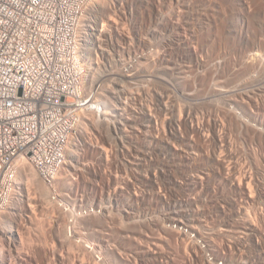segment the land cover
<instances>
[{
  "label": "bare ground",
  "instance_id": "obj_1",
  "mask_svg": "<svg viewBox=\"0 0 264 264\" xmlns=\"http://www.w3.org/2000/svg\"><path fill=\"white\" fill-rule=\"evenodd\" d=\"M99 1L92 8V14L94 12L99 21L119 17L118 7H122L121 3L109 6L107 0ZM135 2L141 11L145 29H148L152 21H157L159 27V32L149 30L147 35L151 39L144 43L148 50L144 60L150 69L143 72V76L152 86H145L141 110L124 107L125 104L120 102L123 99L121 97L127 95L126 91L120 89V86H104L103 83L109 81V78L103 75L96 79L97 72H94L93 84L97 89L88 111L81 114L87 120V125L93 127L95 120H98L112 131L115 137L111 144L115 147L123 141L125 133L132 143H137L138 147L140 144L135 152L136 158L132 155L134 162H129L132 164L130 171L134 182L124 199L117 200L118 196L110 194L96 205L99 210L95 216L100 221L103 219L101 224H104L100 225L105 232L94 243L77 242L75 248L78 255L83 257L80 263L111 264L110 257H114L123 264H148L151 261L173 264L177 257V262L181 264H264V86H246L244 83L242 86L241 83L239 86L214 85L215 80L230 73L231 82L237 83L245 75L256 73L260 77L254 83L263 84L264 0ZM180 4L186 9L192 4L194 11L199 6H205L210 12L208 16L211 19L208 20L211 21L212 35L215 36V50L227 51L231 46V51L235 50L238 57L224 62L213 61L212 64L203 61L201 54L205 47V34L198 33L193 36V40L186 36L190 28L180 23L186 19L185 14L180 12ZM132 9L134 11V5ZM235 18L243 20L248 28L251 25L258 26L254 35L243 28H234L232 20ZM134 31L127 34L118 31L115 36L119 46L115 45V53L123 48L122 44L131 43ZM89 36L95 39L92 44H89ZM157 37L160 39L155 43ZM109 38L112 42V32L105 35L96 31L91 22L83 24L81 48L91 50L87 56L82 55L87 70L85 82L91 81L93 68L94 71L101 68L100 60L97 59L99 52L102 57L110 59L111 55L102 50L103 42L108 43ZM119 40L124 42L121 44ZM184 54L188 59L198 60V66L203 67L202 76L197 77L201 86H192L195 81L191 78V70L184 69L186 76L183 82L180 81V61ZM136 67L137 64H133L122 77H139ZM111 80H118V77ZM237 96L240 100L236 99ZM102 98L112 100L105 102ZM113 101L120 104L121 108L115 106ZM121 105H124L123 108ZM236 110L242 111L240 115ZM128 126L130 131L127 132ZM76 146L78 144L70 146V151L67 150V159L76 154L77 150L72 149ZM114 146L106 154L113 153L118 157ZM95 150L90 143L82 155L76 156L83 160L99 156V165L93 170L94 174L102 175L108 163H105L104 152L97 153ZM64 168L49 188L43 184L32 166H25L19 174L17 186L20 197H14L10 207L21 210L31 206L36 199L33 197H37L41 202L49 198V203L56 209V201L50 198L51 193L54 192L57 197L67 196L72 191L77 194L76 189L74 191L71 188H76L75 184L64 185L65 175L69 177L71 173L70 169ZM23 179H26V184L22 182ZM110 184L111 180L108 186ZM105 186L97 187L101 194L105 193ZM33 188L41 194H34ZM25 191L30 193L28 199H24L21 194ZM116 193H120L119 197L126 195V192ZM88 207L81 205L80 215L88 212ZM58 209L65 224L64 236L71 243L79 234L77 221H67L73 211ZM2 214L4 220L0 217V230L9 215H13L10 211ZM86 215L81 216V223L92 219L91 215ZM17 222V228L22 227L23 222ZM36 223L38 229L42 228V233L43 224L39 221ZM111 229H115V232ZM149 231L156 233V236L148 234ZM2 234L3 231H0V242L10 244L11 241ZM115 237L124 242L123 247L112 244ZM165 246L175 251L177 256L164 252ZM32 250L35 256L43 251L35 247ZM9 253L1 259V264H10ZM78 255L73 256L72 264L79 263L76 259L80 257ZM50 256L56 261L49 264H65L58 254L49 251Z\"/></svg>",
  "mask_w": 264,
  "mask_h": 264
},
{
  "label": "rangeland",
  "instance_id": "obj_2",
  "mask_svg": "<svg viewBox=\"0 0 264 264\" xmlns=\"http://www.w3.org/2000/svg\"><path fill=\"white\" fill-rule=\"evenodd\" d=\"M102 1H104V0H101L99 2H102ZM107 2L109 4V6H113L114 4L118 5L119 3L122 4V7H118V9H119L118 15H119L120 19L117 16V17H115V19L111 18L110 21L106 20V18L104 19V21L102 19H101V21H99L100 19L98 20V17H96L95 16L96 14L93 12L92 17H91V25L93 28L96 29V31H101L105 35H109L112 32L113 41L110 42L111 38H109L108 43L104 41L103 47H102V50L105 52V54L107 53L111 56L109 59L108 57H104V56L102 57L101 52H99L97 54L98 55L97 59L99 58L98 60H100L101 68L99 70H95V71L93 68V70L91 71V75H92L90 78L91 81L90 82H85V81L83 82V88H84L83 92H85L84 96H86L87 98H90L92 100V98L95 94V90L97 89L96 85L93 84L94 83L93 73L97 72L95 75L96 79H98L99 76H103V75H106L109 78V81H106L103 83L104 86H106L108 88H111L114 86H120L119 87L120 89L123 88L124 91H126L125 93H127V95H124L121 97L123 99H121L120 103L125 104V106L121 105L122 108H123V106L126 108L132 107V108L136 109L137 111H140L141 107H142V103H143L142 101L144 100L145 86H152L150 83H148L144 79V76H143V75H145L144 73L146 72V70H148V68L150 69V66L147 65V62L144 60L145 54L148 53V50H147L144 43H145V41H148V39H151L147 35L149 30H155L156 32H159L158 22L152 21L151 24L149 25L148 29H145V25H144V23H142L143 19L141 17V11L139 9V6L135 5V4H138L137 2H135V0H107ZM157 2H160V0H157ZM133 5H134V11L132 9ZM181 5L182 4H180V7H181ZM189 5L191 6V8ZM189 5H188V7L191 10L189 8L186 9L184 6L180 8V9H182L180 12H182V14H185V17H186V19H182L181 20L182 22H180V23L183 25V27L188 26L190 28V29L188 28L189 30H187L188 34L186 33V36L189 37V39H191V40H193L194 39L193 36L198 35V33L199 34H201V33L205 34V37H204V40H205L204 46L205 47H204L202 54H201V58L203 59V61H205L206 63L212 64L213 61H217V60H219V61L221 60L220 62H224L225 60H232L233 58H237L238 56L236 54H238V53L235 50L232 52L231 46L229 49L228 48L226 49L227 51L215 50L214 40H213V39H215V36L212 35V33H213L212 25L210 24L211 21H209L211 18L208 16V13H210V12L207 10V8L205 6H199V7L195 8V11H194L192 4H189ZM132 11L134 12V16H133ZM194 14H197V15H194ZM186 15L188 16V18ZM208 18H209V20H208ZM232 25L234 28L245 29V31H247L248 33L250 32V34H252V36L254 35L255 30L258 28V26H256V25H253V26L251 25V27L248 28L244 24L243 20L238 19V18H235L232 20ZM143 26H144V28H143ZM132 30H135L134 31L135 33L133 32V34H132L131 43L123 45L122 42H124V41L119 40V43L122 44L123 48L119 49V51H118L119 53H117V52L115 53V50H117L115 45L118 44V42H117L118 40H117L115 35H118V31L122 34H127V33H129V31L131 33ZM89 37H91L89 40V44H92L95 39L93 36H89ZM159 39H160V37H157L154 42L158 43ZM156 40H157V42H156ZM89 46L90 45H88V47ZM117 46H119V44ZM200 50L201 49H199V51ZM90 51L91 50H89L87 48H86V50H85V48L84 49L81 48L82 55L87 56V54L90 53ZM229 51H231V53ZM130 52H131V55H130ZM251 52H253V51H250V53ZM112 55H113V57H112ZM185 56H186V54H184V57H182V59L180 61V65H181L180 66L181 67L180 81L183 82L184 77L186 76V74H184V69H186L187 71L191 70V71H189L192 73L191 78L192 79L194 78L193 81H195V83L193 82L192 86H201L197 77L202 76L203 67L200 66L201 67L200 68L198 66V62H197L198 60H196L195 58L188 59ZM94 57L96 58V56H94ZM137 59L140 61H138ZM135 63L137 64L136 69L140 73L139 77L134 76V77H132V79H129V77L128 78L122 77L125 74H127L129 67H131L133 64L135 65ZM236 69H237V71H235V72L237 74L238 68H236ZM230 74L222 76L221 79L219 78V79L215 80L214 85L215 86H239V84L241 83V86H242L243 85L242 83H244V85H246V86H252V85L256 86L257 84L259 86H264V82H263V84L262 83H260V84L254 83V82H257L259 80V77H260L256 73H252V74L247 75V76L245 75L243 78H241V80L239 82H237L238 84L235 82H231V78H229V77H231L232 74L231 75ZM117 77H118V80H111L112 78L117 79ZM232 83H234V84H232ZM92 86H94V87H92ZM134 98H136L137 101ZM102 99L105 102H109L112 100V99L107 100L105 98H102ZM236 99L240 100L238 96L236 97ZM114 102L115 101H113V103ZM114 105L115 106L117 105V107L121 108L119 106L120 104H118L117 102H115ZM88 107H89V105L87 106V109H84L83 111H81L80 117H81V114L85 113V111L86 112L88 111ZM236 111L239 115L242 112V111L240 112V110H236ZM86 122H87V120L83 119L81 117L80 127L76 130V132H74L72 134L71 140L69 142L70 144L68 146V151H70V146H73L74 144L75 145L78 144V146L75 147L76 149L71 147L72 149L77 150V151L75 152L76 154L73 155V157L70 156V158L67 159L68 160L67 164L64 166L65 167L64 169H66V170L70 169V172H71L68 174L69 177L67 175H65L64 185L75 184L76 188H75V186H73L71 188H73L74 191L76 189V192H78V193L76 194L75 192L72 191L71 194H69L67 196L64 195L62 197H57L54 192L51 193L50 198H51V200L54 199L56 201V202L54 200L52 201V202H55V207H57L56 209L54 208V206H52L49 203V198L43 199V202H41L37 199V197H33L34 199L35 198L36 199L33 201V204L31 206H25L24 208H21V210L20 209L15 210V208H11V207L9 210H6V211L12 212L13 215L12 214H11V216L9 215L8 219L5 220V224L1 228L2 230H0V231H3L2 235H4V237H6L11 242H10V244H5V242H2V241L0 242V262L3 260V257H5V255L7 256V253L10 252L9 253L10 254V256H9V263L10 264H19V262H21L23 264H35V262H36V264H37V261H38V264H49V262H53V261L55 262L56 261L53 259L54 257L50 256V258H49V251H50V252H53V253L61 256V259L65 264H72L73 263L72 262L73 256L78 255V251L76 250L75 245H77L79 242L82 243L81 241H83V242L86 241L90 244L94 243L100 237L101 233L104 234V232H105L104 227L101 226L102 224H104V222H102V224H101V221L103 219H101V221H100L99 220L100 218L95 216V215H98V210H99L96 205H99L100 202H102L105 199V197H108V195H110V194L113 196H118L117 200L118 199L122 200V199H124L123 198L124 196L126 197L128 195L127 191L129 192V190L131 189V186H132L131 184H133L132 182H134L132 171H130L131 170L130 168H132V164L129 162H134V158H136L135 152H136V149H139L140 144L138 147L137 143H132L131 140L128 138V135H126V133H125V137L123 138V141L120 142L118 147H115L114 145L111 144L112 143L111 141L114 140V137H115L114 133L112 131H110L105 126H102L98 120H95L93 127L87 125ZM126 129H127V132L130 131L129 126ZM83 136H84V138H83ZM90 143L94 146V148L96 149L95 151L97 153L100 151V152H104V154H105L104 160H105V163H108V164H106L105 165L106 167L103 168V171L105 174L102 173V175L104 177L101 174H99V175L94 174V170H93L94 168L97 167V165H99L98 164L99 156L96 157V155H95L93 158L86 159V160H83L80 157H77L78 155H82L86 151V146ZM112 146L115 147L114 151L118 152V157H116L113 153L112 154L111 153L106 154V152L108 150H111ZM107 155H109L108 158H107ZM132 155L134 158L132 157ZM77 158H79V159H77ZM108 160H110V161H108ZM72 166H73V169H71ZM39 177H40V175H39ZM41 180H42V178H41ZM110 180H111V184H110L111 186L110 185L108 186V183ZM24 181L27 182L26 179L22 180V182H24ZM25 182H24V184H26ZM42 182L45 186L50 188L51 184L50 185L47 183L45 184L43 180H42ZM18 183H19V181H18ZM102 185H106L105 186L106 190H105V193L101 194V192L98 191L97 187L102 186ZM128 186H130V188ZM115 191L116 192L118 191V193H119V191L124 192V193L126 192L125 193L126 195L122 194L123 196L121 195L119 197L120 193L117 194ZM33 192H34V194H36V193L41 194V192H39V190H37V189H34ZM21 194L24 196V199H28L27 197H29V195H30L29 191H25V193H21ZM103 194H105V196H102ZM16 197L17 198L20 197L18 192H17ZM81 205L89 206L88 207L89 209L87 210L88 212L82 213V215H80L81 211L79 209V207ZM58 207L63 209V211H67V210L73 211V214L67 218V221L68 222L70 221V223L71 222L75 223L77 221L76 227L78 226L77 230L79 231V234H78V237L74 240L76 242L73 241L70 243L68 241V239L65 238V236H64L65 235V224L63 222V219H62V216H61V213H60ZM86 214L91 215L92 219H90V221L89 220L82 221V223H81V216H87ZM3 215L4 214H2V213L0 214V217H2V219H3ZM17 215H20L21 218L18 219ZM73 217H75V219L79 218L80 220H75V219H73ZM98 220H99V223H98ZM16 221H19V222H17V224H19L22 221L23 222L22 227L17 228ZM37 221L42 223L44 226L43 227L44 230H42V233L40 232V230L42 228L38 229V226L36 223ZM92 221L94 223H92ZM84 222H85V224H83ZM118 226L121 227L120 225H118ZM114 230L115 229H113L112 232ZM80 231L82 233L81 236H80ZM148 234L153 235L154 232L149 231ZM155 234H154V236H156ZM83 236H84V238H83ZM80 238H81V240H80ZM115 239L116 240L114 242H112L113 245L116 246V244H117L118 247L124 246V244H123L124 242L121 241L120 238L115 237ZM118 239H119L120 243H119ZM29 242H31V243L29 244ZM32 244H33V246H32L33 248L35 247L37 249H41V251L43 250L40 255H38V256L33 255V250L31 247ZM69 247H71V248H69ZM72 248L75 250V252ZM70 249H71V251H69ZM163 251L167 252V253L171 252V254L176 255L175 251L172 252L166 246L164 247ZM78 256H80V255H78ZM110 258H111L110 259L111 264H123V263H120L114 257H110ZM56 259H58V256L56 257ZM76 259H77V262L79 261L78 264H81L80 260H82L83 257L80 256L79 258L77 257ZM175 259H176V261H175L176 263L174 262L173 264H181V263L177 262L178 261L177 257ZM148 264H157V263L151 261Z\"/></svg>",
  "mask_w": 264,
  "mask_h": 264
},
{
  "label": "built area",
  "instance_id": "obj_3",
  "mask_svg": "<svg viewBox=\"0 0 264 264\" xmlns=\"http://www.w3.org/2000/svg\"><path fill=\"white\" fill-rule=\"evenodd\" d=\"M99 0H0V214L32 166L52 184L67 164L86 66L81 32Z\"/></svg>",
  "mask_w": 264,
  "mask_h": 264
}]
</instances>
